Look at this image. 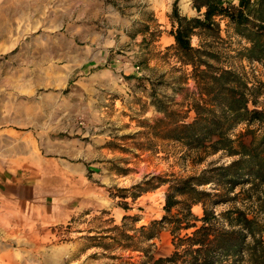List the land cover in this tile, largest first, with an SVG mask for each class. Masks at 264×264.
<instances>
[{"label": "rangeland", "instance_id": "1", "mask_svg": "<svg viewBox=\"0 0 264 264\" xmlns=\"http://www.w3.org/2000/svg\"><path fill=\"white\" fill-rule=\"evenodd\" d=\"M28 1L0 0V91L11 85L18 86L20 92L34 89L36 118L44 111L42 105L49 103L45 121L98 118V124L91 129L105 138L103 146L108 150L99 160L106 163L115 180L105 187L97 208L74 216L65 224L47 230L1 232L0 264H154L157 259L170 256L174 247L168 229L149 241L142 240L136 231L165 214V192L170 180L199 174L203 169L225 165L237 158L222 150L197 154L179 142L155 136L158 129L153 126L162 117L154 105L156 95L157 98L172 96L170 105L176 114L170 120L191 122L195 116L190 105L196 88L186 74L190 68L181 63L178 55L164 53V48L172 44L169 31L174 0H112L115 16L130 21L131 27L126 31L129 38L120 42L116 31L112 56L121 62L120 65L115 62L112 67L116 77L111 80L112 84L100 86L91 93L84 92L87 88L83 80L93 79L91 85L96 86L98 79L92 78V72L84 65L86 62L77 59L85 57L81 30L38 28L48 19L54 25L75 22L77 11L70 9L76 8L68 7L69 12L66 8L60 9L59 4L64 0H44L50 2V6L44 7L43 0H31L30 5ZM192 1H177L180 15L200 16ZM59 11L65 12L61 15ZM216 21L221 29L220 38L200 32L192 36L191 44L214 53L216 57H209L212 64L237 67L249 85L264 83V60L241 58L238 51L249 46L248 41L237 36L225 19L216 18ZM44 33H50V38H44ZM10 69L18 70V75L3 76ZM108 75L104 77L108 79ZM261 89L264 90V85ZM263 100L264 94L258 98L260 104ZM87 101L93 106L87 105ZM42 127L50 130L52 137L78 135L73 131L78 130L77 125ZM39 128L36 126L37 132ZM246 129L259 132L257 123H240L230 135L248 143L252 134L245 133ZM200 155L204 158L197 161ZM207 175L212 179L216 172ZM151 176L168 182L153 179L150 185L157 187L133 199L137 190L132 186ZM204 187L209 191L217 188L214 181ZM235 191H240V187ZM258 191L264 196V185ZM236 201L264 221V213L258 211L256 204L257 195L248 198L241 194ZM228 205H218L216 210L222 211ZM192 212L201 216V205H194ZM129 235L133 236L132 240Z\"/></svg>", "mask_w": 264, "mask_h": 264}, {"label": "trees", "instance_id": "2", "mask_svg": "<svg viewBox=\"0 0 264 264\" xmlns=\"http://www.w3.org/2000/svg\"><path fill=\"white\" fill-rule=\"evenodd\" d=\"M177 1H173L170 14L169 34L174 41L164 48V53L178 55L181 63L190 68L186 74L196 88L190 105L195 116L191 122L170 120L176 114L170 105L172 96L157 98L156 95L154 105L162 117L153 126L158 129L155 136L179 142L197 154L222 150L237 158L225 165L203 169L199 174L171 179L165 192V214L136 231L142 240L149 241L163 229L169 230L173 252L154 264H264V221L236 201L241 194L248 198L257 195L258 211L264 213V196L258 191L264 185V100L262 104L258 101L264 94L261 89L264 83L249 85L237 67L214 65L209 62V57H216L214 53L191 44L192 36L200 32L220 38L216 18L225 19L234 33L249 43L238 51L240 57L261 62L264 60V0H193L192 7L200 12V16L193 17L180 15ZM240 123L258 124V133L246 129L245 133L252 134L248 143L230 135ZM203 158L200 155L197 161ZM213 171L216 177L211 179L207 174ZM153 179L168 182L151 176L132 186L137 190L132 198L157 187L150 185ZM212 181L217 188L209 191L204 186ZM237 187L240 191H235ZM198 204L202 208L201 216L192 212V207ZM221 204L229 205L218 212L216 207ZM173 209L176 211L172 212ZM128 238L132 240L133 236Z\"/></svg>", "mask_w": 264, "mask_h": 264}, {"label": "crops", "instance_id": "3", "mask_svg": "<svg viewBox=\"0 0 264 264\" xmlns=\"http://www.w3.org/2000/svg\"><path fill=\"white\" fill-rule=\"evenodd\" d=\"M42 3L43 7L50 6V2ZM30 4H33L31 0L27 2ZM59 6L67 12L68 7L76 8L70 9L77 11L75 22L54 25L48 19L38 28L81 30L85 57L77 59L86 62L84 65L92 72V78L98 79L96 86H92L93 79L85 78L84 92L112 84L116 77L112 67L115 62L121 63L112 56L114 36L118 31L120 42L128 40L126 31L131 27L130 21L115 16L112 0H64ZM44 38L49 39L50 33H44ZM106 74L108 79L104 77ZM17 75L18 70L13 69L3 74ZM42 107L44 111L36 118L34 89L20 92L18 86L11 85L0 91V233L47 230L65 224L72 217L97 208L105 187L114 183V174L99 160L108 151L103 146L105 138L91 129L99 119L45 121L49 103ZM46 125H77L78 130L73 131L78 135L52 137L50 130L43 129ZM36 126L41 127L40 132Z\"/></svg>", "mask_w": 264, "mask_h": 264}]
</instances>
